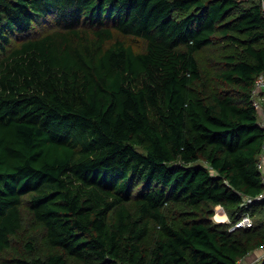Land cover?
Returning a JSON list of instances; mask_svg holds the SVG:
<instances>
[{"label": "trees", "instance_id": "1", "mask_svg": "<svg viewBox=\"0 0 264 264\" xmlns=\"http://www.w3.org/2000/svg\"><path fill=\"white\" fill-rule=\"evenodd\" d=\"M261 74L262 0H0V264L262 247L264 199L241 205L264 188Z\"/></svg>", "mask_w": 264, "mask_h": 264}, {"label": "built area", "instance_id": "2", "mask_svg": "<svg viewBox=\"0 0 264 264\" xmlns=\"http://www.w3.org/2000/svg\"><path fill=\"white\" fill-rule=\"evenodd\" d=\"M264 1V0H263ZM264 4V3H263ZM261 91L264 92V74H261L256 82V86L254 88V101L255 104L257 105L258 109H260V122L264 126V94H261ZM258 165L261 169L262 173V179L264 182V142L262 146V151L259 155V161ZM264 199V188L262 189L261 192L258 193L256 196H249V195H244L243 196V201L241 205H246L250 206V204L254 203L257 200H262ZM218 222H231L230 230L233 231L235 229L241 228V227H249L254 225V217L249 209L245 210L238 219L235 221H232L230 218H217L216 219ZM264 247V245L262 246ZM264 257V254L261 259L255 262H247L244 263L243 258H241L237 264H260L262 259Z\"/></svg>", "mask_w": 264, "mask_h": 264}, {"label": "rangeland", "instance_id": "3", "mask_svg": "<svg viewBox=\"0 0 264 264\" xmlns=\"http://www.w3.org/2000/svg\"><path fill=\"white\" fill-rule=\"evenodd\" d=\"M262 2L264 3V1L262 0ZM130 42H132L136 48L138 49H143L145 48L146 42L141 39V38H135V39H131L129 40ZM204 54L201 53V57L205 60L206 64L210 61V54L211 52L209 50L204 51ZM261 94H264L263 91H261ZM262 216H264V212L262 213ZM212 218L214 221H217V218H230L228 211L226 210V208L222 205V204H216L215 205V211L212 215ZM218 222V221H217ZM17 246H13V248H15ZM8 254V253H7ZM7 254H2L0 255V257L5 256ZM264 254V247H259V248H255L250 252V255H252V257L254 258L253 261H258L259 259L262 258ZM75 260H72V262H74Z\"/></svg>", "mask_w": 264, "mask_h": 264}, {"label": "crops", "instance_id": "4", "mask_svg": "<svg viewBox=\"0 0 264 264\" xmlns=\"http://www.w3.org/2000/svg\"><path fill=\"white\" fill-rule=\"evenodd\" d=\"M253 257H252V255H250V253L248 254V255H246L244 258H243V261H244V263H247V262H254L253 261Z\"/></svg>", "mask_w": 264, "mask_h": 264}]
</instances>
